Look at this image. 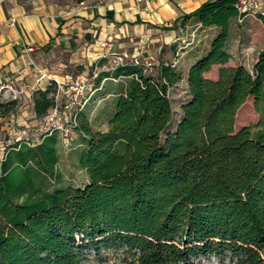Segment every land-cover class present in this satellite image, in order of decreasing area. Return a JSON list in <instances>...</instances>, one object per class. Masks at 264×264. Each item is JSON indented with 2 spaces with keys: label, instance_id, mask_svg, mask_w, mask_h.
Masks as SVG:
<instances>
[{
  "label": "trees",
  "instance_id": "trees-1",
  "mask_svg": "<svg viewBox=\"0 0 264 264\" xmlns=\"http://www.w3.org/2000/svg\"><path fill=\"white\" fill-rule=\"evenodd\" d=\"M245 13L238 0H207L182 17L217 30L187 70L188 97L172 129L170 88L182 77L169 63L157 74L133 63L97 72L95 86L106 77L124 82L105 129L93 127L83 106L74 110L82 186L62 180L57 129L5 149L0 264H82L101 250L125 264H195L211 255L264 264V124L235 128L248 97L264 113V43L251 69L226 65L230 21ZM214 65L216 78L206 77ZM51 93L34 92L36 117L54 106ZM17 103L0 101V117Z\"/></svg>",
  "mask_w": 264,
  "mask_h": 264
},
{
  "label": "crops",
  "instance_id": "crops-1",
  "mask_svg": "<svg viewBox=\"0 0 264 264\" xmlns=\"http://www.w3.org/2000/svg\"><path fill=\"white\" fill-rule=\"evenodd\" d=\"M205 1L0 0V95L10 94L17 102L19 94L31 95L33 108L35 91L53 84L55 99V81L65 85L78 73L89 78L112 69L108 53L126 50L150 64L146 73L157 74L164 63L180 73L181 80L170 88L172 98L178 88L185 91L189 66L208 49L217 30L201 27L194 17L182 21ZM253 1V9L230 21L231 58L226 65L251 69L263 46L264 0ZM75 67L81 71L74 72ZM107 80L113 82L112 90H105L99 100L114 98L124 79L103 78L83 99L87 102ZM187 97L184 93L179 104ZM63 98L61 94L59 104L67 95Z\"/></svg>",
  "mask_w": 264,
  "mask_h": 264
},
{
  "label": "rangeland",
  "instance_id": "rangeland-1",
  "mask_svg": "<svg viewBox=\"0 0 264 264\" xmlns=\"http://www.w3.org/2000/svg\"><path fill=\"white\" fill-rule=\"evenodd\" d=\"M243 62V61H242ZM248 66L251 65L250 60H245ZM251 67V66H250ZM74 72H80L81 69L75 67ZM218 71V66H213L205 76L208 78H216ZM90 75L92 73L90 72ZM89 82L92 83V88H94V83L96 80L91 76L88 78ZM108 82V83H107ZM112 81L107 80L104 87L101 90H97L83 105L82 109L87 113L89 120L94 128L105 129L107 126V116L113 113V108L110 102L113 100L112 97L108 99L99 98L104 94V91L112 90ZM94 84V86H93ZM52 91H54L53 84L50 85ZM89 92V91H88ZM7 94L5 97L0 95V101H8L13 98ZM19 102L17 103L16 111L6 115L5 117H0V156H2L5 149L11 145L14 141H26L28 143H33L38 140L39 135L44 132L43 128V117H36L33 113L32 108V96L25 95L24 93L19 94ZM66 94H62V99ZM59 98L57 102H61V94L58 95ZM184 96V91L182 88H178L177 92L172 96V107H173V122L169 129L173 128L174 122L178 116L179 111V99ZM176 97V99H175ZM178 98V99H177ZM253 97L250 96L245 101L244 104L240 106L236 113L235 128L238 129L244 125L257 124L259 122L264 124V113L258 112L254 108ZM23 131L27 132L24 133ZM62 142L59 146V161L58 169L62 173V180L66 184L74 186H82L86 180L87 175L85 171L79 167L77 162V149L83 145L81 138L76 134L74 130L68 136H62L59 133ZM82 264H125L121 260V256L118 254L108 251L101 250L98 256H94L91 252L89 256L82 262ZM195 264H228L227 260L221 262L219 258L215 256H209L201 258Z\"/></svg>",
  "mask_w": 264,
  "mask_h": 264
},
{
  "label": "built area",
  "instance_id": "built-area-1",
  "mask_svg": "<svg viewBox=\"0 0 264 264\" xmlns=\"http://www.w3.org/2000/svg\"><path fill=\"white\" fill-rule=\"evenodd\" d=\"M255 7L253 0H238V8L240 11H248ZM264 17V16H263ZM112 67L124 63H133L135 65H142L146 69L150 64L141 62L139 56L135 53L124 51H110L108 53ZM97 73H93L92 78ZM57 86V93L55 104L48 113L43 117V128L45 131L57 129L62 136H68L76 124L75 108L82 107L86 100L83 99L86 92L91 93L92 83L84 75L78 73L72 80L65 85L55 81ZM59 94H66L67 100L63 104L57 102Z\"/></svg>",
  "mask_w": 264,
  "mask_h": 264
}]
</instances>
